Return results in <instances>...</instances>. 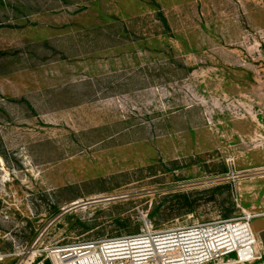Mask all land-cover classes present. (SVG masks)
<instances>
[{"label": "rangeland", "instance_id": "1", "mask_svg": "<svg viewBox=\"0 0 264 264\" xmlns=\"http://www.w3.org/2000/svg\"><path fill=\"white\" fill-rule=\"evenodd\" d=\"M244 212L264 264V0H0V264Z\"/></svg>", "mask_w": 264, "mask_h": 264}, {"label": "built area", "instance_id": "2", "mask_svg": "<svg viewBox=\"0 0 264 264\" xmlns=\"http://www.w3.org/2000/svg\"><path fill=\"white\" fill-rule=\"evenodd\" d=\"M248 212L233 218L155 229L151 221L134 234L79 242L53 251V264H224L258 258Z\"/></svg>", "mask_w": 264, "mask_h": 264}, {"label": "trees", "instance_id": "3", "mask_svg": "<svg viewBox=\"0 0 264 264\" xmlns=\"http://www.w3.org/2000/svg\"><path fill=\"white\" fill-rule=\"evenodd\" d=\"M161 19H162V21H163V23H164V25L166 26V27H168V23H167V19L163 16V15H161ZM177 197H185L187 200H189L187 197H189L188 195H186V194H181V195H176ZM137 233V232H136ZM132 234V233H131ZM134 234V233H133ZM121 235H124V234H120L119 236H121ZM117 236V235H116ZM48 262V264H50V261L48 260L47 261Z\"/></svg>", "mask_w": 264, "mask_h": 264}]
</instances>
